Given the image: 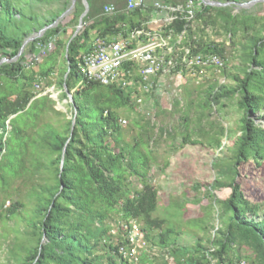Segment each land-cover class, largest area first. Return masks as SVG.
<instances>
[{
  "label": "trees",
  "instance_id": "obj_1",
  "mask_svg": "<svg viewBox=\"0 0 264 264\" xmlns=\"http://www.w3.org/2000/svg\"><path fill=\"white\" fill-rule=\"evenodd\" d=\"M87 1L89 11L67 45L72 36L68 35L69 29L84 10L82 4L55 23L62 12L44 17L31 10L29 0H0V61L6 60L0 63V221L23 207L19 199L5 205L13 181L31 179L25 196L35 201L34 217L28 220L35 244L26 249L21 264L128 263L117 252L125 241L109 234L111 225L106 219L112 212L118 214V220L142 223V240L158 246L174 264H238L242 260L264 264V200H250L238 177L241 166L252 162L260 167L264 161V123L256 122L264 121V113L255 117L264 110L263 16L251 9L235 13L230 5H206L195 0V14L189 19L188 0H154L168 6L156 11L163 17L159 21L164 27L161 35L171 37L170 44L163 48L171 72L187 73L184 57L195 55H218L225 67L226 42L206 40L203 34L208 28L222 29L231 45L239 35L244 39L240 40L244 76H234L236 86H211L205 101L210 107L237 97L242 112L241 133L233 145L232 176L225 183L215 181L209 187L229 189L227 198L220 200L225 225L209 239L210 246L200 240L184 246L177 243L181 231L153 215L159 202L158 190L148 180L152 165L149 146L154 137H147V141L133 137L130 141L124 136L123 110L138 111L133 98L139 93L148 94L155 84L148 91L137 82L126 88L104 85L86 80L82 73V54L92 49L96 38H120L128 40L130 46L136 45L138 39L132 34L138 29L149 30L146 21L155 7L148 4L126 11L127 0ZM248 1L219 0L229 4ZM112 2L121 10L105 14L104 5ZM167 17H171L168 22ZM49 25L16 57L26 38ZM139 37L145 41L144 33ZM49 39L54 40L52 49L40 55L38 43L44 45ZM128 64H124L123 73L129 80ZM50 87L60 91L59 100L67 99L73 110L65 124L53 122L51 113L62 112L55 106ZM67 93L72 94V100ZM165 132L172 134L167 129ZM189 141L197 142L188 134L183 136V143ZM132 177L140 181V188L133 186ZM145 248L137 264L155 262L150 248Z\"/></svg>",
  "mask_w": 264,
  "mask_h": 264
},
{
  "label": "rangeland",
  "instance_id": "obj_2",
  "mask_svg": "<svg viewBox=\"0 0 264 264\" xmlns=\"http://www.w3.org/2000/svg\"><path fill=\"white\" fill-rule=\"evenodd\" d=\"M78 4L83 5L82 0H76L72 8V0H29L31 10L44 17L62 12L61 16L70 9L63 17L59 16L57 21H62L73 13ZM222 4L230 5L235 13L251 9L255 14L263 16L264 21V1L247 6L228 2ZM77 24V20L72 23L69 36L73 34ZM203 35L206 40L226 42L227 57L223 69L203 67L196 70V75L171 71L162 74L153 79L155 87L152 91L148 94L139 93L143 104H138V111L124 109L122 112V119L126 120L124 136L128 140L142 137L147 141V137H154L149 146L152 165L148 180L157 188L159 202L153 215L164 218L167 225L180 230L177 243L184 246H193L198 240L204 246H210L209 239L216 230L224 227L226 216L220 200L227 198L229 189L210 190L209 187L215 181L225 183L230 180L234 161L233 145L241 133L242 112L237 106V97L223 99L220 104H212L210 107L205 101L211 86H236L234 76H244L240 45V40L244 39L239 35L234 38V45H231L226 33L220 28H208ZM128 69L130 73L133 69L129 76L130 83L136 82L138 68L130 65ZM48 90L58 96L60 94L54 87ZM137 98L138 96L134 97L133 101H137ZM59 101L64 108L57 110L62 114L52 112L51 116L55 124L61 125L71 119L73 110L67 99ZM148 110L151 112L150 116L144 113ZM263 113L264 110H261L255 117ZM186 117L187 121H183ZM256 122L264 123L262 119H257ZM166 129L172 134H167ZM186 134L197 142L183 143V136ZM217 139L220 144L216 143ZM238 177L250 200H264V161L260 167L252 162L241 166ZM131 179L133 186H142L136 177ZM10 185L11 197L5 200V205L10 206L15 199H19L23 207L11 218L0 221V264H21L20 260L26 249L35 244L31 236L33 229L28 225V220L34 217L35 201L28 200L25 196L31 186V179L22 177ZM17 188L19 192L16 191ZM118 217L116 212H112L106 221L112 224ZM148 248L155 256V262L148 261L145 264H174L172 258L158 246L148 242L145 249Z\"/></svg>",
  "mask_w": 264,
  "mask_h": 264
},
{
  "label": "built area",
  "instance_id": "obj_3",
  "mask_svg": "<svg viewBox=\"0 0 264 264\" xmlns=\"http://www.w3.org/2000/svg\"><path fill=\"white\" fill-rule=\"evenodd\" d=\"M194 0H188L186 4L187 18H193L195 14ZM145 0H127L125 10H135L145 7ZM155 9L164 10L168 8L160 1L154 3ZM121 9L114 3H107L103 7L105 14H115ZM171 10H173L171 8ZM167 22L171 17L165 19ZM145 34V41H140V35ZM132 36L138 38V43L130 46L128 40L114 37H99L93 43L90 51L82 54V73L88 81H98L101 84H118L122 87H127L132 84L123 73L125 63L139 64L137 83L142 90L148 91L154 86L153 79L162 74L170 73L169 62L167 61L164 47L169 44V38L163 37L160 32L136 30ZM39 54L44 55L52 49L54 44L53 39L47 40L44 45L38 43ZM170 48V47H169ZM168 48V49H169ZM188 52V51H187ZM186 52V53H187ZM38 60V56L34 58ZM185 67L188 72L196 75V70L207 66L222 68L224 66L223 59L218 55H195L192 58H185ZM130 73V69L126 70ZM179 74L181 72L178 71ZM39 88V85H35ZM136 103L143 104V98H137ZM150 116L149 110L144 111ZM154 116V115H153ZM154 121V118H153ZM126 123V120H122ZM109 234L113 239L120 237L125 241L124 244H119L117 252L127 260L126 264H137L138 256L143 247H146L145 241L142 240L141 223L137 220H116L110 224ZM117 242V241H116ZM238 264H254L249 261L242 260Z\"/></svg>",
  "mask_w": 264,
  "mask_h": 264
},
{
  "label": "water",
  "instance_id": "obj_4",
  "mask_svg": "<svg viewBox=\"0 0 264 264\" xmlns=\"http://www.w3.org/2000/svg\"><path fill=\"white\" fill-rule=\"evenodd\" d=\"M202 2H204L206 5H223L222 3H219V2H214V1H211V0H201ZM259 1H264V0H251L249 2H245V3H239L240 6H247L248 4H251V3H255V2H259ZM83 2V5H84V11L82 12V14L80 15L79 19H78V24H77V27L75 29V31L73 32L70 40L68 41L67 45L69 44V42L71 41V39L76 36V34L78 33L79 29L81 28L82 26V22H83V18L84 16L87 14V12L89 11V3L87 0H82ZM76 4V0H72V6L70 8H72L74 5ZM70 10V9H69ZM69 10H66V12H64L60 17H63ZM58 21H56L55 23H57ZM53 25V24H52ZM52 25H49V26H46L44 27L43 29H41L40 31H38L37 33H32L28 38H26L19 50V53L17 54L16 57H18L24 50L26 44L32 40H34L36 37L42 35V33L50 26ZM3 61H6V60H2L0 61L3 62ZM66 90V89H65ZM67 91V90H66ZM67 96L69 98V100H72V94L71 93H67ZM51 97L56 101V108L57 109H63L64 106L61 104V102L58 100V95L56 93H51ZM73 125H74V120H72V126H71V134H72V129H73ZM69 139L67 140L66 144L68 143ZM66 144L63 148V151L62 153L64 154V151H65V147H66ZM62 154V155H63ZM63 169V158H61V161H60V168H59V171L61 172ZM44 242V237L42 238L41 240V244Z\"/></svg>",
  "mask_w": 264,
  "mask_h": 264
},
{
  "label": "crops",
  "instance_id": "obj_5",
  "mask_svg": "<svg viewBox=\"0 0 264 264\" xmlns=\"http://www.w3.org/2000/svg\"><path fill=\"white\" fill-rule=\"evenodd\" d=\"M150 1H152V0H149V3H147L146 1H145V3H146V5H145V7L147 6L148 7V4H152L153 6H154V3H155V1H152L151 3H150ZM204 3V2H203ZM205 4V3H204ZM157 9H155V11L153 12V14L151 15V17L146 21V25L149 27L148 29L149 30H147V32L148 31H154V32H156V33H158V32H160L161 33V31L163 30V26L162 25H160V23H159V21H160V19L161 18H163V17H161L162 15H160V12H158V11H156ZM166 19V18H165ZM171 38V37H170ZM170 38H169V41H168V43L170 44ZM136 39H138V38H136ZM139 40V39H138ZM129 66L130 65H132V66H135V67H137L138 69H139V64H128ZM137 69V70H138ZM132 71H133V69L131 70V73H132ZM138 72V71H137ZM138 76V75H137ZM158 76H160V75H158ZM158 76H156V77H158ZM155 77V78H156ZM136 82H137V79H136Z\"/></svg>",
  "mask_w": 264,
  "mask_h": 264
},
{
  "label": "bare ground",
  "instance_id": "obj_6",
  "mask_svg": "<svg viewBox=\"0 0 264 264\" xmlns=\"http://www.w3.org/2000/svg\"><path fill=\"white\" fill-rule=\"evenodd\" d=\"M185 1V0H184ZM200 1V0H199ZM126 3V2H125ZM256 5V4H255ZM199 7V6H198ZM127 11V10H126ZM226 12V11H225ZM89 19V18H88ZM92 35V34H91ZM71 43V42H70Z\"/></svg>",
  "mask_w": 264,
  "mask_h": 264
}]
</instances>
